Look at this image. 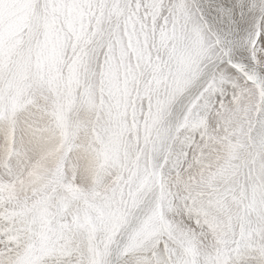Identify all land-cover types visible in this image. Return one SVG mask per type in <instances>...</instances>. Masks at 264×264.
I'll return each mask as SVG.
<instances>
[{"label": "snow or ice", "instance_id": "6c2138e0", "mask_svg": "<svg viewBox=\"0 0 264 264\" xmlns=\"http://www.w3.org/2000/svg\"><path fill=\"white\" fill-rule=\"evenodd\" d=\"M0 264H264V0H0Z\"/></svg>", "mask_w": 264, "mask_h": 264}]
</instances>
